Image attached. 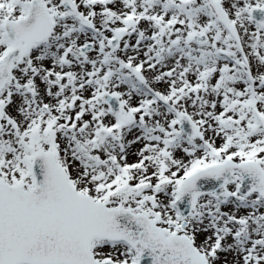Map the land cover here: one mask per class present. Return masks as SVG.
<instances>
[{
	"label": "snow or ice",
	"instance_id": "snow-or-ice-1",
	"mask_svg": "<svg viewBox=\"0 0 264 264\" xmlns=\"http://www.w3.org/2000/svg\"><path fill=\"white\" fill-rule=\"evenodd\" d=\"M0 264H264V0H0Z\"/></svg>",
	"mask_w": 264,
	"mask_h": 264
}]
</instances>
